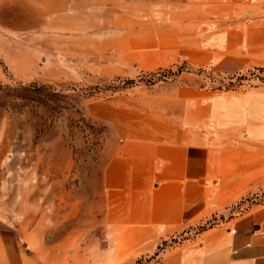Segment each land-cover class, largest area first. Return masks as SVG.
<instances>
[{
    "label": "rangeland",
    "instance_id": "374dc122",
    "mask_svg": "<svg viewBox=\"0 0 264 264\" xmlns=\"http://www.w3.org/2000/svg\"><path fill=\"white\" fill-rule=\"evenodd\" d=\"M59 2L0 0L2 237L32 264H158L264 202V183L209 182L215 212L155 244L116 229L103 172L143 128L185 126L181 95L215 138L214 100L264 89V0Z\"/></svg>",
    "mask_w": 264,
    "mask_h": 264
},
{
    "label": "crops",
    "instance_id": "0c3cea01",
    "mask_svg": "<svg viewBox=\"0 0 264 264\" xmlns=\"http://www.w3.org/2000/svg\"><path fill=\"white\" fill-rule=\"evenodd\" d=\"M59 1L25 4H63ZM181 97L186 100L185 126L143 128L142 142L108 154L113 163L103 169L106 181L119 189L111 194L122 215L116 229L147 234L155 244L215 212L209 182L238 183L241 189L264 183V89L225 93L214 100L219 112L215 138L200 131L208 116L193 119L204 96L193 92ZM0 264L32 261L0 232ZM158 264H264V202L173 246Z\"/></svg>",
    "mask_w": 264,
    "mask_h": 264
}]
</instances>
